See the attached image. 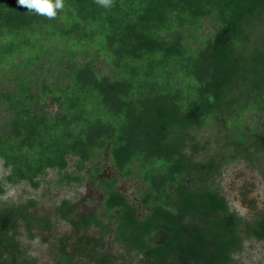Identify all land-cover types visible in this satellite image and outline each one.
I'll return each mask as SVG.
<instances>
[{"label":"trees","instance_id":"1","mask_svg":"<svg viewBox=\"0 0 264 264\" xmlns=\"http://www.w3.org/2000/svg\"><path fill=\"white\" fill-rule=\"evenodd\" d=\"M49 19L0 0V160L6 182L39 186L48 170L107 155L139 186L89 175L101 209L56 214L59 264H233L244 239L264 241V211L244 221L220 179L264 158V0H63ZM101 170L98 171V173ZM264 179V167L260 170ZM1 192V190H0ZM26 206L0 210V264H37L19 221L48 229ZM96 229L101 238L83 235ZM112 236L119 255L105 252Z\"/></svg>","mask_w":264,"mask_h":264},{"label":"rangeland","instance_id":"2","mask_svg":"<svg viewBox=\"0 0 264 264\" xmlns=\"http://www.w3.org/2000/svg\"><path fill=\"white\" fill-rule=\"evenodd\" d=\"M255 168L246 161L231 164L223 171L220 179L221 192L230 208L244 221L254 220L258 213L264 211V179L260 172L264 167V158ZM76 159L69 158L64 172L48 170L39 178V186L32 187L26 182L10 184L5 178L8 170L0 160V210L7 207L26 206V212L32 218L47 219L48 229L38 227L33 221L25 224L19 221L17 239L21 249L36 259L37 264H59L54 256L59 246L60 237L74 236L70 225L56 214V208L63 199L70 200L73 207L81 214H94L101 209L103 190L93 184L90 174L103 178H117V188L122 191L134 205L139 186L134 181L124 180L115 172L107 155L94 164H86L77 169ZM101 172L98 173V171ZM83 235L99 237L96 229L90 228ZM105 252L110 255L122 253V248L112 236L103 238ZM233 264H264V241L253 238L244 239L241 251L233 256Z\"/></svg>","mask_w":264,"mask_h":264},{"label":"clouds","instance_id":"3","mask_svg":"<svg viewBox=\"0 0 264 264\" xmlns=\"http://www.w3.org/2000/svg\"><path fill=\"white\" fill-rule=\"evenodd\" d=\"M95 2L105 8L113 5V0H95ZM19 7L26 8L28 11L46 16L49 19L56 17L57 10L64 7L63 0H17Z\"/></svg>","mask_w":264,"mask_h":264},{"label":"flooded vegetation","instance_id":"4","mask_svg":"<svg viewBox=\"0 0 264 264\" xmlns=\"http://www.w3.org/2000/svg\"><path fill=\"white\" fill-rule=\"evenodd\" d=\"M222 176H223V173H222Z\"/></svg>","mask_w":264,"mask_h":264}]
</instances>
